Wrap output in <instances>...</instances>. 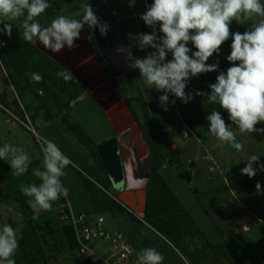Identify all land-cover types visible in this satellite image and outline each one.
<instances>
[{"label":"clouds","instance_id":"1","mask_svg":"<svg viewBox=\"0 0 264 264\" xmlns=\"http://www.w3.org/2000/svg\"><path fill=\"white\" fill-rule=\"evenodd\" d=\"M135 3L136 0H129L130 5ZM49 7L48 0H0V25H3L0 33L10 37L12 24L8 22L23 17L20 25L23 28L22 39L31 43L37 38L45 49L59 53L65 46L70 51L78 47L75 41L80 38L85 24L98 29L101 36H106L110 30L107 22H101L89 4L82 5V19L60 15L51 21L50 26L42 28L34 18ZM80 15V12L76 13V16ZM254 16L261 18L251 24L250 30L230 33L233 20L243 24L254 20ZM141 19L154 31L151 34L142 33L136 38L139 47L141 50L152 48L155 52L143 59H135L131 67L139 69L144 85L164 93L159 97L161 105L168 102V92L187 103L192 98L185 92L188 80L200 73L216 71L218 64H207L206 61L218 53L220 46L231 37V52L227 60L232 66L216 77V83L210 85V94L198 92L197 95H206L208 103L218 104L225 110L240 133H264V128L255 127L264 122V4L261 0H152ZM157 25L162 36L155 31ZM189 42L196 51L188 46ZM169 53L170 60L167 59ZM26 75L36 82L43 79L38 73ZM57 76L65 82L72 79L67 70L57 72ZM207 120L208 131L213 137L227 142L237 152L243 150V143L237 140L236 133L226 125L219 111L213 110ZM10 151L13 154L10 159L12 174L20 177L28 171L29 156L22 148H10L5 144L0 148V158H7ZM41 151L45 170L36 168L33 175L39 177L42 183L39 187L35 184L20 186L23 195L31 197L28 204L34 213L50 211L53 202L60 197L67 198L69 194L60 178L72 161L51 140L42 143ZM258 161L257 155L248 157L241 173L254 177L257 169L253 164ZM131 167L129 163L122 165L124 175L131 173ZM259 167L264 170V164ZM256 190L257 194H264L259 182ZM36 218L34 215L33 219ZM18 248L15 229L5 224L0 232V264H16L13 257ZM163 261L164 256L155 247L143 248L137 256L138 264H163Z\"/></svg>","mask_w":264,"mask_h":264},{"label":"rangeland","instance_id":"2","mask_svg":"<svg viewBox=\"0 0 264 264\" xmlns=\"http://www.w3.org/2000/svg\"><path fill=\"white\" fill-rule=\"evenodd\" d=\"M75 8V5L70 7L67 5L62 6L59 16L65 15L70 19H82L83 13L80 12L81 15L76 16L77 12ZM23 19L22 17L18 20L8 22L12 24V34L9 37L4 33H0V38H5L8 43L26 42L22 39L23 28L20 26ZM34 21L38 22L43 28L50 26L52 20L45 14H41L39 17L34 18ZM85 26L88 25L85 24ZM2 27L3 25H0V28ZM39 73L48 75L50 71L45 67H41ZM131 75L128 73L122 79L125 78L127 80L132 77ZM56 79L54 77L55 81L53 80L51 83L49 81L48 88L40 91L38 85H29L25 81L19 80L16 74L0 58V96H4L6 102V104H3L0 100V148H3L5 144L9 145L10 148H22L29 156L28 171L20 177L12 174L10 159L13 154L11 151L8 153L7 158H0V232L3 231L5 224H9L15 229L19 242V248L13 257L16 260V264H27L28 258L24 255L21 246L23 241L31 237L30 224L37 226L44 224L49 219L53 220L56 224L59 222L57 212L54 210L55 203L52 204L50 211L34 213L31 210L30 216L32 219L30 222L29 218L23 214L20 204L17 201V197H21V194H23L20 189L21 185L35 184L39 187L42 183L39 177L33 175V170L36 168H39L41 171L45 170L43 167V152L41 151V145L45 140H51L56 143L62 152L72 161L64 169L65 175L60 179L64 187L69 190L68 196L76 202L75 208L77 210H88V207L83 203L88 199V193L81 184L82 175L92 181L94 179L97 181V201L95 206L104 204L106 197L113 196L112 187L106 175L99 170L95 160L94 166L97 172H100V177L95 176L93 172L86 168V161H93L88 149L76 140L63 123V117L69 118L70 116L63 105L66 98L60 96L56 90ZM125 79L124 82H126ZM47 91L49 92L48 94H46ZM56 97L58 101H61L59 106L55 103ZM124 97L129 99L131 96L124 93ZM224 117L230 123V130L236 133L237 140L243 143V150L237 152L227 142H220L217 139L215 141L209 140L206 142V146L223 168V172L229 178L235 193L233 179L246 178L250 182L251 191L247 192L244 196H239L236 193V197L238 198V202L242 203L254 215L257 223L249 232L244 234L241 232L237 236L234 235L233 239L225 245L226 247L219 244L216 245V243L211 242L209 239L207 240L212 243L219 254L218 257L220 260H216L215 263L264 264V194H257L256 190V184L259 182L261 185V193H264V170H260L259 167L260 164H264V133H240L237 126L228 119L227 112L224 114ZM45 120H52L53 124L42 129L41 125ZM255 127L264 128V122H259ZM49 130L55 131L57 137L47 136L46 132ZM170 148L171 145L169 146L168 142L164 141L159 142L156 147L157 151L162 155L167 154ZM228 155L233 157L227 161L228 167H225L224 160L226 161L229 158ZM251 155L259 156V161L253 164V167L257 169L256 175L249 178L247 175L241 173V169L246 166L247 158ZM143 180H145V177ZM148 189L149 184H147L146 188L138 190V194H142V204L141 206L138 203L135 204V207L138 209L137 217L141 222L131 221L127 213L120 211H106L98 214H101L105 218L110 232L121 231L133 237L136 246L140 250L146 247H155L164 256L163 264H190L148 222L149 226H147L139 215L144 211ZM22 197H25V195H22ZM34 215L37 217L36 219H33ZM198 228L200 229L199 226ZM103 247L108 248L109 245L106 243ZM57 251L59 254L58 263L76 264L74 255H78L77 253L72 254L66 251L65 248L57 249ZM33 252H35V248L31 246L26 248V253ZM88 264L101 263L94 261Z\"/></svg>","mask_w":264,"mask_h":264},{"label":"crops","instance_id":"3","mask_svg":"<svg viewBox=\"0 0 264 264\" xmlns=\"http://www.w3.org/2000/svg\"><path fill=\"white\" fill-rule=\"evenodd\" d=\"M58 3L61 9H56V16L49 17L45 14L51 20L59 16L62 6L67 5L70 7L75 5L76 12H82V5L89 4L101 22L112 23L115 26L118 39L130 68L129 72L125 75L128 73L132 74V77L126 80L125 85H127L129 79H133L135 86L139 88L146 103L150 119L155 129L165 133L164 140L162 141L168 142L169 146L171 145V148L176 150L181 161L179 165H171L167 160L164 161L160 169L162 177L180 199L195 223L200 227L204 236L211 242L216 243V245L219 244L226 247L225 245L233 239L234 235L241 234V231H239L240 203L230 184L229 178L226 177L223 168L206 146V142L209 140H216L208 131L209 122L207 116L213 110H216L221 113L226 125L229 126L230 123L224 117L225 110L218 104L208 103L206 95H197V93L210 94V85L216 83V77L221 72L226 73L227 69L232 66V63L227 60V56L231 52V37L220 46L218 53H214L206 61L207 64H218L217 70L197 74L188 80L185 92L190 94L192 98L187 103L175 97L171 92H168V102L161 105L159 97L164 93L144 85L140 77L139 69L131 67L135 59H143L145 56L155 52V49L152 48H144L141 50L136 39L142 33L151 34L154 31L152 27L146 25L141 19L142 14L150 6L152 0H136V3L133 5L129 4V0H107V2L105 0H64V2L60 3L58 1ZM261 3L264 4V0H261ZM260 18L259 16H254V20L246 21L243 24H239L233 20L230 24V33H243L246 30H250L251 24ZM155 31L157 35H163L159 32L158 25ZM188 46L193 52L196 51L191 42H189ZM129 53H131V56H129ZM171 58V53H169L167 59L170 60ZM125 94L131 96L126 100L136 115V111L139 110V104L136 100L138 96L137 91L126 90ZM83 95L84 93L80 95V98ZM137 119L139 124L140 120L138 117ZM52 124V120H45L42 122L41 127L44 129ZM184 131H187V136L184 135ZM46 134L49 137H57L55 131L49 130ZM228 157L226 161L224 160L225 167L227 166V161L233 156L228 155ZM92 160H87L85 166L95 176L100 177V172H97L94 166L93 157ZM144 170L145 172L147 171L146 167L142 163H139L135 182L143 180ZM93 182L98 185L95 179ZM136 186L139 187L140 185L136 184ZM84 190L86 191L85 188ZM129 195L133 198L134 204L138 203L141 206L138 191H132ZM64 199L68 200L75 208L76 202L74 200H71L69 196ZM83 203L88 207V210H77L76 208L75 210L94 213V206L89 193L88 199ZM124 205L126 206L125 203ZM145 205L146 201L144 209ZM130 211L137 215V212ZM139 215L142 217V213ZM144 223L149 226L147 222Z\"/></svg>","mask_w":264,"mask_h":264},{"label":"trees","instance_id":"4","mask_svg":"<svg viewBox=\"0 0 264 264\" xmlns=\"http://www.w3.org/2000/svg\"><path fill=\"white\" fill-rule=\"evenodd\" d=\"M54 1L57 0H48L50 7L42 14H46L49 17L56 16L57 11L53 5ZM58 1L60 3L64 2V0ZM0 50L1 60L16 74L17 78L25 81L29 85H38L40 91H43L44 88H48L49 81L50 83L53 82L54 77L57 78L55 82L57 86L56 90L59 92L60 96L66 98L63 105L68 113L74 106V103L79 100L80 95L83 93V87L77 83L73 77L70 81L65 82L62 77L57 76V72L65 69L41 52L33 43H8L7 46ZM39 67H45L50 71V74L46 75L44 73V75H42V73H39ZM26 73H38L43 79L40 82L33 81ZM126 90H136L138 93L136 100L139 104V110L136 111V117L139 118V125L155 155L149 177V189L147 191L145 209L141 217L142 220L148 222L154 230L166 238L190 264H210L213 261L220 260L216 248L198 228L180 199L172 191L160 173L162 164L166 160L171 165L180 164L181 161L178 153L172 148H170L165 155L157 151V144L164 140L165 133L155 129L150 119L146 103L139 88L135 86L133 79H129L127 85L124 86L123 91ZM48 93L47 91L46 94ZM0 100L3 104H6L4 96H0ZM55 103L59 106L61 101H58L56 97ZM63 123L73 136L88 149L90 155L97 163L99 170L106 175L111 185L104 165L99 157L96 144L71 117H63ZM81 180L84 188L91 197L94 206V214L106 211H120L127 213L131 221L141 222L137 215L130 211L124 203L114 195L106 197L104 204L95 206L97 201V185L84 175L81 176ZM233 182L235 184L236 193L239 196H244L247 192L251 191L250 182L246 178H235ZM22 195L23 194H21V197H17V201L20 204L23 214L27 216L31 222L32 218L30 215L32 209L28 204V200H30L31 197H22ZM63 200H65L64 197H60V199L53 203L57 204ZM30 226L31 237L23 241L21 246L24 255L28 258L27 264H60L58 263L59 254L57 249L61 248H65L66 251L72 254H78L74 255L76 264L89 263V261L84 260L79 254L75 234L71 225L60 220L56 224L53 220L49 219L45 221L44 224L37 226L30 224ZM131 239H133V237H131ZM28 246L35 248V252L26 253V248H28Z\"/></svg>","mask_w":264,"mask_h":264},{"label":"water","instance_id":"5","mask_svg":"<svg viewBox=\"0 0 264 264\" xmlns=\"http://www.w3.org/2000/svg\"><path fill=\"white\" fill-rule=\"evenodd\" d=\"M53 5L57 10L60 9L58 1H54ZM107 24L114 31L112 39L116 40L118 49H122L115 26L112 23ZM96 30L93 28V31ZM89 33L90 29L84 28L80 38L75 41L78 47L71 51L65 46L61 52L53 53L45 49L38 39L32 43L41 52L69 71L86 88V95L71 108L69 115L96 144L99 157L111 182L114 196L120 198L130 210L137 212L138 209L135 207L133 198L128 195L132 191L146 188L149 184L155 157L154 151L140 125L129 114L128 104L123 100L122 94L112 81L102 59L96 55L94 46L89 40ZM116 52L121 71H113V73L115 76H120L129 72L130 68L123 49ZM97 77L101 79H98L95 84L92 86L87 84L88 80ZM119 107L129 114L128 117L120 119ZM124 163H129L132 166L131 173L127 176L122 171ZM139 163H142L147 171L145 180L135 182ZM136 184L140 186L137 187ZM216 264L221 263L217 262Z\"/></svg>","mask_w":264,"mask_h":264},{"label":"built area","instance_id":"6","mask_svg":"<svg viewBox=\"0 0 264 264\" xmlns=\"http://www.w3.org/2000/svg\"><path fill=\"white\" fill-rule=\"evenodd\" d=\"M7 45L8 41L0 38V49ZM183 133L188 135L187 131ZM54 210L60 221L72 226L79 254L84 260L101 264H138L140 249L135 240L121 231L110 232L101 214L77 211L66 199L55 204ZM256 223L254 215L240 203L241 232H249ZM106 243L108 248L103 247Z\"/></svg>","mask_w":264,"mask_h":264},{"label":"flooded vegetation","instance_id":"7","mask_svg":"<svg viewBox=\"0 0 264 264\" xmlns=\"http://www.w3.org/2000/svg\"><path fill=\"white\" fill-rule=\"evenodd\" d=\"M84 28H89V27L86 26ZM89 29H90L89 40L94 46L96 55L100 56V58L102 59L106 69L108 70V72L111 75L112 81H114L117 89L122 94L123 100L126 101V103L128 104V107L130 109L129 114H131L134 117V119L136 120V122L138 123V119H137V117L135 115L134 110L132 109V107L129 105V103L127 102L126 98L124 97L125 91H123V88L125 86V82H124L125 78L122 79V77H124L125 74H121L120 76H115L114 73H113V71H115V72L121 71V66L119 64V58L116 55V53H117L116 51L119 48V46L115 42L116 40L112 39V38H114L113 37L114 36V31H113L112 27L110 26V30L107 32L106 36H101L99 31H98V29L96 31H93V28H89ZM98 79H101V78L97 77V78H95L93 80H88L87 84L89 86H92L93 84H95L98 81ZM75 81L80 84V82H78L76 79H75ZM125 81H126V79H125ZM80 85L83 87V93H84L83 96H85L86 95V88L82 84H80ZM118 112L120 113V115H119L120 119L126 118L129 115L121 107H119ZM144 172H145V170H144ZM145 175H146V172L143 175V177H145ZM210 264H216V263H215V261H213Z\"/></svg>","mask_w":264,"mask_h":264},{"label":"bare ground","instance_id":"8","mask_svg":"<svg viewBox=\"0 0 264 264\" xmlns=\"http://www.w3.org/2000/svg\"><path fill=\"white\" fill-rule=\"evenodd\" d=\"M128 196L131 197L130 195ZM138 198H139L140 203L142 204V194H138Z\"/></svg>","mask_w":264,"mask_h":264}]
</instances>
